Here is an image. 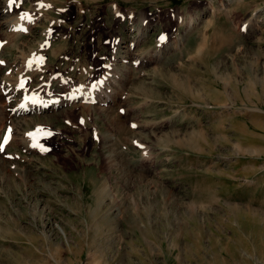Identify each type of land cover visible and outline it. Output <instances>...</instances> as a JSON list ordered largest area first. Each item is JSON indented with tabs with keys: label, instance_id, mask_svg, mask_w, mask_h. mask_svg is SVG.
Returning <instances> with one entry per match:
<instances>
[{
	"label": "rangeland",
	"instance_id": "374dc122",
	"mask_svg": "<svg viewBox=\"0 0 264 264\" xmlns=\"http://www.w3.org/2000/svg\"><path fill=\"white\" fill-rule=\"evenodd\" d=\"M15 2L26 95L111 100L0 111V264H264V0Z\"/></svg>",
	"mask_w": 264,
	"mask_h": 264
},
{
	"label": "bare ground",
	"instance_id": "6f19581e",
	"mask_svg": "<svg viewBox=\"0 0 264 264\" xmlns=\"http://www.w3.org/2000/svg\"><path fill=\"white\" fill-rule=\"evenodd\" d=\"M1 1H4L3 4L1 3ZM10 3H12L11 0H0V17H2V21H0V32L3 31L5 32V34L7 33L5 36H3L5 37L6 42L3 40L1 41L2 37H0V50L6 47L7 44H9V54L12 55L13 50L20 48V47L16 48V43H17L15 42L17 38L16 36L28 33L32 27L36 26L37 21L41 17H39L38 12L35 7H32L28 10H22V11L18 9L19 11L15 12L13 11ZM15 3H17V0ZM192 22H193L192 19L188 20L189 24H191ZM139 32L140 31H138V33ZM2 43H3V46H2ZM175 43H177V40L175 41ZM50 52L51 53L49 54H52V56L56 55L54 50ZM23 54H24V49L22 47L19 49V54L14 56L13 61L6 60L7 62H2V59L0 57V64H1L0 66L4 67L5 69L7 68L8 70L6 75H3V77L0 78V100L2 99L0 103V111L3 112L2 113L3 119L4 117H5V120L15 119L21 115H24L25 113H29V112L38 113L44 110H54L55 107L58 108L60 105L62 106L72 105L75 103H82L83 105L85 103V105L88 104L87 107L90 108L91 104H93L94 102H98L101 100L102 104H106V101L111 100V97L109 96V94L106 93V89L109 85V71L112 65V63L109 62L108 60H105L103 62L104 69L100 77H97L95 81H91L90 79L84 80L85 77L84 78L79 77V80L77 82H74L72 85L70 84L71 86L67 89L66 91L67 93L65 92L64 94H60V93H57L55 91L48 89L45 86V83H44L45 80H44L43 82L41 81L40 83H38V85H36L34 89H32L33 92H31V94L27 92V95H26L25 93L26 91L23 90L25 88L22 85H20L21 84L20 81L22 80V75L24 74H22L21 76L20 74L30 71V74L32 75L33 73H36L38 70L35 69L33 66H31L28 60L24 59V57L22 56ZM16 60L18 61L17 65L15 63ZM13 69L16 72H18L17 73L18 75L16 77H12L13 74L10 75L9 73ZM79 70H81V68ZM82 74H85V73L81 72L80 76H82ZM88 75L90 74L88 73ZM65 80L66 79L64 77V81ZM75 80H77V78ZM48 83H46V85H48ZM104 94L105 95L107 94V95L105 96ZM102 95L105 96V97L103 96V99H102ZM14 99L16 100V102L13 105L15 101ZM5 106H9V107L6 109ZM9 134H10V138H12L13 134L11 132ZM14 137L15 136H13V139ZM27 137L29 136L27 135ZM29 142H30L29 143L30 147L26 146L28 149L32 148V145H33L31 140H29Z\"/></svg>",
	"mask_w": 264,
	"mask_h": 264
},
{
	"label": "snow or ice",
	"instance_id": "6c2138e0",
	"mask_svg": "<svg viewBox=\"0 0 264 264\" xmlns=\"http://www.w3.org/2000/svg\"><path fill=\"white\" fill-rule=\"evenodd\" d=\"M11 2L14 3V0H11ZM161 39H163V37Z\"/></svg>",
	"mask_w": 264,
	"mask_h": 264
}]
</instances>
